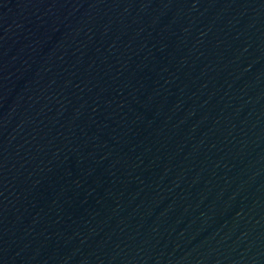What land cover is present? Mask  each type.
<instances>
[{
	"label": "water",
	"instance_id": "obj_1",
	"mask_svg": "<svg viewBox=\"0 0 264 264\" xmlns=\"http://www.w3.org/2000/svg\"><path fill=\"white\" fill-rule=\"evenodd\" d=\"M0 264H264V0H0Z\"/></svg>",
	"mask_w": 264,
	"mask_h": 264
}]
</instances>
